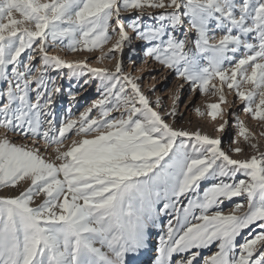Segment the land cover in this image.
I'll return each instance as SVG.
<instances>
[{
  "label": "snow or ice",
  "instance_id": "obj_1",
  "mask_svg": "<svg viewBox=\"0 0 264 264\" xmlns=\"http://www.w3.org/2000/svg\"><path fill=\"white\" fill-rule=\"evenodd\" d=\"M134 42L191 93L217 98L194 108L215 133L235 116L227 148L177 127L179 95L166 106L144 93L123 66ZM56 48L100 51L96 63L114 68ZM63 69L66 93L50 75ZM93 81L100 98L60 121L58 98L74 105L72 83ZM0 83V192H18L0 195V264H142L153 252L150 264H264V152L225 110L234 95L264 124V0H0ZM237 197L246 205L225 214Z\"/></svg>",
  "mask_w": 264,
  "mask_h": 264
},
{
  "label": "rangeland",
  "instance_id": "obj_2",
  "mask_svg": "<svg viewBox=\"0 0 264 264\" xmlns=\"http://www.w3.org/2000/svg\"><path fill=\"white\" fill-rule=\"evenodd\" d=\"M155 15V13H153ZM147 20V17H146ZM148 23H155V21H147ZM114 42V41H113ZM111 47V43L104 46L103 51H107V49ZM132 47L135 49L136 53H130L128 48H125L124 55L122 57L124 70L126 72L131 73L136 77H140V83L142 90L146 95H148L151 99L155 100L156 97H160L166 106H170L172 101L170 97L176 95L180 89V99H179V108L181 113H183V117L179 118L177 121V126H181L182 122L186 121L184 125L187 127H199L202 131L207 132L211 135H220L223 140V146L225 148L228 147L229 142L231 139H234L236 136V128L234 127L235 116H227L226 118L233 122V126L228 128L224 134L215 133L213 131L214 123L210 120V118H200L197 117L194 113V108L199 107L202 111H207L206 105L209 103L217 102V98L213 96H204L201 93H191L189 86L184 83L182 80L176 77V74L171 71L164 69L162 66L157 64L155 61L151 60L150 58L146 59L143 55L144 52V45L141 42L135 46L133 43ZM51 55H59L61 58L69 59V60H84L87 59L90 63L91 67H107L110 69L114 68L115 60L109 61L105 60L102 64L96 63V57L101 55L100 51L94 53H78V54H70L66 51H62L60 48H56L50 51ZM68 70L63 69L57 71H53L50 75L53 78H56V84L61 86L66 93L69 90V80L67 79ZM97 81H93L89 86H84L83 88H77L75 83H72V90L79 91L80 95L77 96V103L74 105L70 104L67 100L66 96L63 98H58L57 103L55 105V110L57 117L60 121L66 119L69 115L76 117L82 112L86 107L90 106L96 100L100 98V93L97 91ZM183 85V87H181ZM3 88V84L0 83V89ZM154 88L155 92H151L150 89ZM227 99L230 103L235 100V104L227 107L225 110L228 112L235 113L239 116L240 119L245 121L246 126L249 128L250 131L256 137V141L260 147V150L264 152V124L251 120L243 111V105L236 100L234 95H228ZM72 106L70 110L69 106ZM223 107V106H222ZM74 109V110H73ZM70 110V111H69ZM94 114L98 115L96 110H94ZM114 116L119 115L118 113H113ZM185 128V129H186ZM195 128V129H196ZM13 140H17V137H12ZM251 151H247L245 155H251ZM234 158H244L242 157H234ZM243 177L238 176L237 179H241ZM211 182L202 183V188L210 184ZM22 190V189H21ZM18 192L16 191H6L0 192V195H8V196H15ZM40 200L38 199L36 203H39ZM243 202L246 205V200L244 197H237L234 198L233 201L226 202L222 207L225 214H228L232 211L233 205L235 203ZM242 211H246L242 209ZM170 217L166 215H162L160 218L159 226L154 229V237H153V244L156 245L159 243V236L161 232L167 228V221ZM215 247H212L204 252V255H211L215 252ZM155 253H149V255L144 257V261L146 262L148 259L151 260L152 256Z\"/></svg>",
  "mask_w": 264,
  "mask_h": 264
},
{
  "label": "bare ground",
  "instance_id": "obj_3",
  "mask_svg": "<svg viewBox=\"0 0 264 264\" xmlns=\"http://www.w3.org/2000/svg\"><path fill=\"white\" fill-rule=\"evenodd\" d=\"M135 43V46L138 44V42H134ZM134 53H136V52H134ZM176 95H179V99H180V96H181V93H180V89H179V92L176 94ZM70 107V110L72 109V106L70 105L69 106ZM69 110V111H70ZM74 110V109H73ZM186 122V121H185ZM184 121L182 122V125L181 126H179V127H183V128H186V126L184 125V123H185ZM178 127V126H177ZM195 128L196 127H187L186 129L187 130H195ZM12 138V137H11ZM13 139V138H12ZM165 234V230L164 231H162L161 232V235H164ZM160 235V236H161ZM145 259H144V257L142 258V264H150V259H148L146 262L144 261Z\"/></svg>",
  "mask_w": 264,
  "mask_h": 264
}]
</instances>
